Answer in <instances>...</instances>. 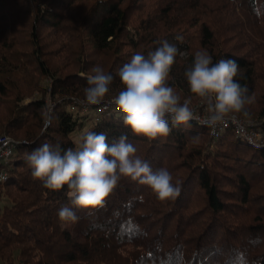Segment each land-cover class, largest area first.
Wrapping results in <instances>:
<instances>
[{"label":"trees","instance_id":"trees-1","mask_svg":"<svg viewBox=\"0 0 264 264\" xmlns=\"http://www.w3.org/2000/svg\"><path fill=\"white\" fill-rule=\"evenodd\" d=\"M165 40L185 53L177 61L186 70L201 50L213 63L235 59L254 97L247 116L264 120V0H0V135L17 141L0 179V264H264V148L230 129L214 138L194 121L150 140L116 108L83 111L93 67L113 76L107 100L131 56ZM169 83L201 103L174 67ZM88 131L109 145L126 134L180 195L162 201L122 178L102 205L81 208L67 186L33 178L26 154L45 143L75 149ZM64 206L76 222L59 219Z\"/></svg>","mask_w":264,"mask_h":264},{"label":"clouds","instance_id":"clouds-1","mask_svg":"<svg viewBox=\"0 0 264 264\" xmlns=\"http://www.w3.org/2000/svg\"><path fill=\"white\" fill-rule=\"evenodd\" d=\"M183 42V36H177ZM179 48L167 40L145 55L136 52L119 70L121 90L111 97L110 103L123 117L125 127L137 136L150 140L167 137L174 128L183 125L190 129L192 121L215 132L217 125L237 114L248 115L246 105L254 101L248 88L236 79L243 76L235 59H221L213 63L207 50L197 51L194 62L184 75L190 92L205 106L207 116L201 117L191 107V100H181L176 88L170 85V73ZM85 100L99 105L109 97L113 76L96 65L87 76ZM198 137H194V140ZM137 148L126 134L111 145L105 133L88 131L80 138L75 149L63 150L45 143L26 154L32 176L51 190L68 188L72 203L81 208L100 206L118 186L122 178H129L148 186L160 200L176 199L181 193L179 182L167 168L155 171L140 158ZM63 222H76V213L68 206L58 212Z\"/></svg>","mask_w":264,"mask_h":264},{"label":"built area","instance_id":"built-area-1","mask_svg":"<svg viewBox=\"0 0 264 264\" xmlns=\"http://www.w3.org/2000/svg\"><path fill=\"white\" fill-rule=\"evenodd\" d=\"M184 54V52H183ZM185 55V54H184ZM111 98L105 100L103 103L99 104L98 111H106L110 108H116L113 103H110ZM83 105V111L86 112L93 105L87 102H81ZM52 104V102L50 103ZM197 115L202 118L207 116L205 107L195 105L192 107ZM75 110V107H72ZM195 122V121H194ZM197 123V122H196ZM209 128V127H208ZM233 130L235 134L239 137L244 138L250 145L254 147L264 148V120H256L242 114L235 115L234 118H228L225 123L217 125L215 132L209 128L210 134L216 138L219 137L225 130ZM17 146V141L8 135H0V179L6 180L7 171L6 168L9 165L15 149Z\"/></svg>","mask_w":264,"mask_h":264},{"label":"rangeland","instance_id":"rangeland-1","mask_svg":"<svg viewBox=\"0 0 264 264\" xmlns=\"http://www.w3.org/2000/svg\"><path fill=\"white\" fill-rule=\"evenodd\" d=\"M170 43H172V44H175L176 46H177V44L175 43V42H173V41H170ZM178 47V46H177ZM185 54V53H184ZM180 55L182 58H186V55ZM177 58H178V56H177ZM177 58H176V63H175V65L173 66L175 69H176V71H177V74H178V76L180 77V78H183V79H186V77H185V75H184V73H185V71H186V69H185V67H183V66H181V65H179L178 64V61H177ZM187 80V79H186ZM200 106H202L203 108L205 107L202 103H198ZM198 104H195V105H198ZM195 105H193V106H195ZM193 106H191V107H193ZM74 136V138L78 141L79 140V135L78 134H74L73 135Z\"/></svg>","mask_w":264,"mask_h":264},{"label":"snow or ice","instance_id":"snow-or-ice-1","mask_svg":"<svg viewBox=\"0 0 264 264\" xmlns=\"http://www.w3.org/2000/svg\"><path fill=\"white\" fill-rule=\"evenodd\" d=\"M241 264H242V261H241Z\"/></svg>","mask_w":264,"mask_h":264}]
</instances>
